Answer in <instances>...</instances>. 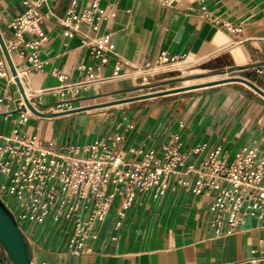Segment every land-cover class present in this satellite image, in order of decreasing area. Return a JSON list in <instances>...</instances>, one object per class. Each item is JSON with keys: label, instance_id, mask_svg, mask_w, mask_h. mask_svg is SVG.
Returning <instances> with one entry per match:
<instances>
[{"label": "crops", "instance_id": "1", "mask_svg": "<svg viewBox=\"0 0 264 264\" xmlns=\"http://www.w3.org/2000/svg\"><path fill=\"white\" fill-rule=\"evenodd\" d=\"M24 1L0 0V33L7 47L15 41L10 24L26 14ZM94 1L50 0L40 9L50 11L51 17L41 25L40 34L23 37L25 42H40L41 68L31 61L32 48L20 45L10 53L19 72L29 71L25 86L35 95L37 110L51 117L32 116L27 124H19L21 93L9 80L12 71L0 44V62L7 75L0 78V135L11 137L19 130L44 145L52 142L61 151L69 146L84 149L122 134L125 140L120 151L128 162L139 159L132 150L153 149L161 156L163 147L173 141L181 143L182 152L204 147L182 171L218 148L223 149L226 162L244 148L264 155V101L247 89L217 86L181 110L157 107L153 102L123 113L79 111L99 96L121 90L133 73L155 66L163 54L175 61L199 60L217 70L245 74L257 83L246 80L264 90V76L255 73L264 64V0H99L111 16L90 36L111 35L105 63L92 57L80 34L67 37L68 28L62 23L70 8L80 13ZM81 29L89 32L85 25ZM117 62L122 64L120 78L114 76ZM83 66L93 67L100 81L91 90H81L76 98L62 95L58 77L64 75L66 83L75 84L85 79ZM183 178L193 183L196 176L165 174L164 194H139L123 217L118 215L116 199L105 221L96 225L98 238L89 243L92 252L88 255L68 251L73 232L70 222L50 218L43 224L21 225L31 262L254 264L264 257V224L257 215L247 211L234 235L218 238L211 226L217 191L210 197L195 195L180 184ZM0 264H13L1 243Z\"/></svg>", "mask_w": 264, "mask_h": 264}, {"label": "built area", "instance_id": "2", "mask_svg": "<svg viewBox=\"0 0 264 264\" xmlns=\"http://www.w3.org/2000/svg\"><path fill=\"white\" fill-rule=\"evenodd\" d=\"M49 1L25 0L26 14L10 24L15 31V41L7 47L9 54L20 45L32 48L31 61L37 68L42 67L37 56L40 42H25L23 35L41 33V25L52 13H43L40 9ZM110 16L99 0L80 13L72 7L62 19L63 25L68 28L65 35L80 34L92 57L105 63V55L111 49V35L91 37L90 33H98L101 24ZM83 25L89 28V32L82 31ZM228 28L239 32L238 29ZM174 62L178 61L163 54L155 66ZM148 69L137 71L131 77H137ZM81 70L85 79L75 84L66 83L68 77L64 75L58 77L62 95L76 98L81 90H91L100 81L93 67L83 66ZM16 71L20 82V73L23 77L29 73L27 69ZM121 71L122 64L117 62L114 76L122 77ZM255 73L263 77L264 64L256 67ZM6 76L5 65L0 62V78ZM9 80L17 85L13 74ZM32 99L34 101V96ZM28 101L31 103V100ZM17 105L21 114L20 125L27 124L32 116H36L29 113L22 95ZM23 107L25 111L21 110ZM124 140L122 134H116L84 149L69 146L56 151L52 142L44 145L36 137L27 136L19 130H15L11 137L0 135V177H3L0 181V200L20 230L25 223L43 224L50 218L55 222H70L73 232L68 251L76 256L92 252L89 243L98 238L96 225L105 221L116 199H119L118 215L123 217L139 194H164L162 181L165 174H194L196 179L193 183L183 178L180 184L195 195L210 197L213 191H217L211 208V226L216 237L234 235L241 225L242 214L257 215L264 224V155L256 149L244 148L231 162H226L223 149L218 148L182 171L190 158L204 152V147L182 152L181 143L173 141L163 147L161 156L153 149L132 150L139 159L128 162L125 153L120 151ZM110 187L112 190H109ZM254 264H264V257L255 260Z\"/></svg>", "mask_w": 264, "mask_h": 264}, {"label": "rangeland", "instance_id": "3", "mask_svg": "<svg viewBox=\"0 0 264 264\" xmlns=\"http://www.w3.org/2000/svg\"><path fill=\"white\" fill-rule=\"evenodd\" d=\"M137 75L127 81L126 86L121 90L105 96L101 95L79 111L112 113L121 110L120 113H123L141 109L143 105L153 102L158 103L157 107L172 106L175 110H181L201 94L212 93L217 90L215 88L225 86L247 89L264 101L263 96L243 81L248 79L257 83L255 78H248L245 74L232 70H217L212 65L199 60L188 62L186 59L166 66H155ZM223 75L227 76L222 84L211 82L220 81L225 78ZM211 78L213 79L210 80Z\"/></svg>", "mask_w": 264, "mask_h": 264}, {"label": "water", "instance_id": "4", "mask_svg": "<svg viewBox=\"0 0 264 264\" xmlns=\"http://www.w3.org/2000/svg\"><path fill=\"white\" fill-rule=\"evenodd\" d=\"M0 44L2 46V49L4 51V54L8 60V63L10 65L11 71L13 76L16 77V83L19 88V91L26 103V106L31 110V112L39 117H51L52 115H46L44 113L39 112L36 110L31 103L27 100L26 94L24 91V88L19 80L17 78V71L16 68L12 62L11 56L8 52L7 46L1 36L0 33ZM224 80H220L217 82H214L215 84H222ZM249 87H251L253 90L258 92L261 96L264 97V90L259 88L254 83L244 79L243 80ZM22 111H25L26 108L23 107L21 109ZM0 243L6 250L7 254L9 255L11 261L13 264H31V257L29 252L28 244L25 240V237L20 230L17 222L11 215V213L8 211V209L5 207V205L0 200Z\"/></svg>", "mask_w": 264, "mask_h": 264}, {"label": "bare ground", "instance_id": "5", "mask_svg": "<svg viewBox=\"0 0 264 264\" xmlns=\"http://www.w3.org/2000/svg\"><path fill=\"white\" fill-rule=\"evenodd\" d=\"M225 76H227V75H223V77H225ZM20 78H21V82H22V84H23V86H24V91H25V94H26V98H27V100H31L32 105H33L34 108L37 110L36 105H35V103H34V101H33V99H32V96H35V95L29 94V93L27 92V89H26V86H25V80H24V77L22 76L21 73H20ZM221 80H226V77H225V78H222ZM211 82H216V80H215V81H211ZM26 107H27V106H26ZM27 109H28L29 113H31L32 115H34L28 107H27Z\"/></svg>", "mask_w": 264, "mask_h": 264}]
</instances>
